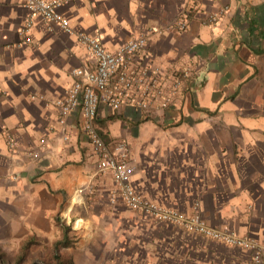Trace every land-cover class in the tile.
<instances>
[{"label":"crops","instance_id":"1","mask_svg":"<svg viewBox=\"0 0 264 264\" xmlns=\"http://www.w3.org/2000/svg\"><path fill=\"white\" fill-rule=\"evenodd\" d=\"M73 33L35 16L30 42L19 35L28 16L20 0H0V248L15 259L67 264H242L250 253L127 208L110 173L58 112L72 72L93 70L77 34L98 37L115 52L146 34L136 66L158 69L166 87L185 75L173 104L145 119L132 106L101 105L96 128L108 144L123 142L134 166L131 184L151 202L209 226L264 244V0H59ZM217 15L209 24L207 17ZM186 15V29L174 24ZM39 152L38 159L28 153ZM59 221V223H57ZM61 224L69 228L70 245ZM73 235V236H72ZM35 261H33L34 263Z\"/></svg>","mask_w":264,"mask_h":264},{"label":"built area","instance_id":"2","mask_svg":"<svg viewBox=\"0 0 264 264\" xmlns=\"http://www.w3.org/2000/svg\"><path fill=\"white\" fill-rule=\"evenodd\" d=\"M20 1L28 10V16L19 31L23 42H30L35 16L40 17L48 27L57 26L65 33H73L68 21L58 13L61 1ZM185 19L186 15H183L182 20L174 26L178 30H185ZM207 21L210 25L215 24L217 15H208ZM76 36L78 43L93 55L96 65L93 70L75 69L72 72L75 80L66 96L51 103L58 112L61 142L68 140L67 118L72 112L78 113L79 133L97 156V172L110 173L115 185L111 202L114 203L119 198L127 208L142 212L156 221L179 226L226 246L245 250L250 256L242 264H264L263 243L227 229L209 226L198 214L187 215L151 202L138 194L131 184L134 166L129 159L127 146L123 142L108 144L96 128L95 121L101 105L113 111L123 106H132L140 110L145 119L157 115L158 111L163 112L173 104L177 95L181 94L187 77L175 75L171 85L166 87L158 69L134 65V57L147 45L146 34L130 38L115 52L107 51L98 37L84 33ZM28 155L32 159L39 158L38 151L29 152Z\"/></svg>","mask_w":264,"mask_h":264},{"label":"trees","instance_id":"3","mask_svg":"<svg viewBox=\"0 0 264 264\" xmlns=\"http://www.w3.org/2000/svg\"><path fill=\"white\" fill-rule=\"evenodd\" d=\"M57 223H59V221H57ZM61 230L63 233L64 240L62 242H58L55 244L54 250L56 253H58L61 248H65L70 245V242L67 237L69 228L61 224ZM32 245H34V242L31 240H28L21 245L19 253L14 260V264H28V254H29L30 247ZM41 262L43 264H66L61 259L55 262V260H53L51 257L49 258V260H41ZM0 264H11V263L7 261L6 259H4L3 255H0Z\"/></svg>","mask_w":264,"mask_h":264},{"label":"rangeland","instance_id":"4","mask_svg":"<svg viewBox=\"0 0 264 264\" xmlns=\"http://www.w3.org/2000/svg\"><path fill=\"white\" fill-rule=\"evenodd\" d=\"M72 236H73V235H72ZM4 254H5V253H3L2 250H1V248H0V255H3L4 259H6L7 261H9L11 264H14V260H15V259H10V258L7 259V258L4 256ZM47 260H49V259H47ZM33 261H35V262L33 263ZM28 264H38V261L35 260V259H28ZM66 264H67V263H66Z\"/></svg>","mask_w":264,"mask_h":264}]
</instances>
